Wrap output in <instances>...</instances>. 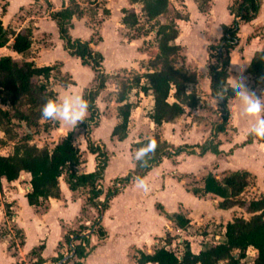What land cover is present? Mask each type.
Returning a JSON list of instances; mask_svg holds the SVG:
<instances>
[{
    "label": "crops",
    "instance_id": "obj_1",
    "mask_svg": "<svg viewBox=\"0 0 264 264\" xmlns=\"http://www.w3.org/2000/svg\"><path fill=\"white\" fill-rule=\"evenodd\" d=\"M70 1L71 0H5V2H7L5 7L6 12L0 14V18L9 29L8 25L12 17H14L21 8L25 9L28 6H32L34 3H38V5L43 8L44 15L40 16L39 21L34 23L35 27L32 29L31 56L28 60L34 61L39 66L56 65V69L52 72V76L50 77V82L52 88L57 93V98H62L65 94H71L72 91L77 89L79 90V94L83 96L88 89L95 87L97 84L96 71L91 65L83 64L80 57L69 53L65 48V41L60 37L58 25L50 15V13L67 6ZM78 1H80L85 8V12L81 17H73L70 34L73 38H82L84 40H90L92 38L94 28L92 27L91 19L93 18L101 20L100 26L98 27L100 29H105L106 26L114 20L116 21V29L118 27L121 29L123 27H128L122 23V9L133 8L138 4L132 3L131 0H96L100 5V7H96L94 4H90L89 0L86 2H84L85 0ZM2 2L4 1L0 0V3ZM210 3V13H214L213 18L218 24L215 29L214 38L220 39L223 34V25L230 24L234 19V15L231 14L228 8L232 0H211ZM195 4H197V2H195ZM85 5L88 7H85ZM91 7L94 8V16L92 11H88ZM105 7L109 9V14H104L103 8ZM17 23L18 21L15 22V24ZM11 26L16 33L22 30L21 27L16 28L15 25ZM49 26L50 29L48 28ZM262 26V31H264V0H262V6L258 16L252 21L241 24L239 32L240 42L232 50L229 78H235L237 81L240 79L244 81L245 78L254 79V77L248 73L247 69L254 53L257 50L264 49V34L256 33V29ZM80 28L84 29L87 35L80 34V32H78ZM53 38H57V43ZM38 40H41V42H38ZM177 40L178 38L176 41ZM45 41H48V43L46 42L45 44ZM58 44H60V48L62 49L64 60H76L90 67L91 78L89 80H78L77 77L72 75L65 68L64 60L54 56ZM100 45L101 43H95L93 40L92 47L94 49L100 51ZM4 50L8 52L2 53ZM157 53L158 46L156 47L153 59L156 57ZM4 55H12L14 58L20 56L10 45L0 47V57ZM208 59H210L209 52L204 59L205 62L201 65L190 67L187 63V68L196 70L198 73V82L189 85V90L197 91L200 102L196 108L188 107L186 112L173 122H165L161 125H157L149 116L154 106L153 95L151 93L145 94L142 90L134 88L129 93V101L134 103V107L130 114L128 136L123 140H119L116 136L112 135L114 127L121 121L118 108L126 102H120L118 100L124 82L114 79L113 74L117 75L119 73L118 69L128 67L122 64L113 71H108L103 61V69L109 74V78L106 82V86L100 91L96 99L98 119L95 124L90 125L89 133L92 141L101 144L108 155L104 178L98 182V186L103 189V193L95 199V202L99 204L96 205L89 201L90 194L88 188L81 187L78 190H72L66 181L65 175H63L60 178L61 193L59 197H50L49 199L42 200L39 205H30L26 193L31 189V174L24 171L20 178L14 181H8L3 177L0 185V198H2V201H0L1 213H3L4 207H8V211L12 213V221L23 235L22 244L19 245V249L16 253H8V251L3 249L5 253L7 252L10 264L16 263L20 259L26 261L30 260L33 263L39 258H43V264H57L66 256L69 258L62 264H75L78 260H81L84 264H100L98 261H93L92 258L101 250L100 246L110 238L115 244V247L121 248L125 256V263L106 260L104 262L105 264H140V252L153 253L157 248L165 247L180 253L184 244L188 243L192 251L198 253L206 245L219 243L225 239L226 225L236 217L234 214L238 206L229 209L221 208L219 207V202L222 200L221 196L214 193L196 194L193 191L194 187L191 189L189 188L187 185L189 177L184 175L192 173V171H184L179 168L178 165L181 161L195 156V153H189L187 151L172 157H164L162 161L153 166V168L143 176L148 183L147 191L141 189L139 192L132 195L129 193L127 198L119 201L118 196L125 193L127 189L130 188V185L136 183V179L132 177L130 181L126 183L124 189L120 190L109 199L106 208L102 209L100 216L101 204L106 200L107 193L113 187L114 180L124 177L136 168L137 158L134 159V156L132 157V154H136L134 143L144 138L152 137L158 133L162 139L167 140L173 145L192 144L188 143L191 142L190 138L194 139V136H196L195 133H200L197 129L202 126H205L204 133L206 137H208V139L213 137L212 129L214 124L219 120L220 106L219 103H216V100L219 98L212 94L211 76L209 73L210 62H208ZM57 69L60 70L62 74H68L70 76L68 79L75 81V83L64 84L60 80L53 81V74ZM142 69L144 71L139 70L136 73H143L148 70L147 68V70L145 68ZM257 87L262 90V98H264V86L258 83ZM135 97L137 98L136 100L134 99ZM231 99L238 101L236 98ZM170 100L172 101L173 97H171ZM185 115H188L187 118H184ZM47 121L51 122V120ZM25 130L32 134L31 139H29L31 144L50 148L55 146L61 137L66 135L69 131H72L73 137H79L82 142L78 147L82 152L84 161L76 167L77 171L80 173H87L96 169L98 161L97 154L91 152L88 148V136L87 132H85L86 127L84 125L71 126L62 121H54L53 124L48 123L47 127L43 126L39 128V130L32 129L25 125ZM227 131H229L228 127L226 131L218 132L217 135H215L214 141L220 142L218 146L220 150L219 153L207 151L201 155L211 160L205 165L207 168L201 184L196 187L204 186L205 177L210 172L213 173L217 179L222 180L226 174L236 170H248L254 177L258 186L264 185V165L247 166L239 164L233 166L232 170L228 173L227 170L220 169L221 160H224L226 156L232 158L240 147H250V145L254 143H260L264 146V142L258 140V138H254L252 142H246L244 146H235L237 142L233 143V139L231 140L229 137H225ZM102 133H105L106 136H103L104 134ZM184 136L187 138L183 139ZM6 147L9 148V146ZM120 147H124L128 150L130 157H132L135 163L122 172L115 174L113 178H111L110 184L105 185L107 167L114 153L120 151ZM132 147L134 150H132ZM0 153L4 154L2 151H0ZM183 156H186V158L183 159ZM165 162L171 164V168L167 172L161 170L159 176H154L153 174L156 169ZM217 164L218 169L215 168ZM217 170L220 171L217 173ZM178 179L180 182L177 181ZM181 183L183 187L182 193L187 199L185 200L182 197L180 198V196L174 195L172 202L171 200H166L165 196L168 191L171 190V185ZM263 188L264 186L262 189L253 187L252 190L264 192ZM247 189L248 187L246 190ZM246 190L243 194L246 193ZM209 197H215L212 201V208H210L208 204L203 203V200ZM189 200H193L194 204L198 205H190ZM53 214H56V216H53ZM178 214L186 218L188 223L181 224L178 218H176ZM6 215L7 214L4 215L3 213L0 221L7 218ZM210 219L222 224L220 232L213 233L210 229H206V224ZM96 222H99L101 227L106 231V236L104 238L100 237ZM53 224L56 228L55 235H52L49 229ZM32 230L36 232L33 241L30 240L29 236ZM77 234L87 237V240L83 243L86 245L89 253L81 259L74 256V254L72 255L74 251L73 248H70L72 243L75 247V245L80 242V240L75 238ZM66 235H69L72 239L66 241ZM0 243L3 246L7 244L6 241L3 242L2 240H0ZM176 248H178V250H176ZM255 253L256 251H254V255ZM60 256L64 257L58 260Z\"/></svg>",
    "mask_w": 264,
    "mask_h": 264
},
{
    "label": "trees",
    "instance_id": "obj_2",
    "mask_svg": "<svg viewBox=\"0 0 264 264\" xmlns=\"http://www.w3.org/2000/svg\"><path fill=\"white\" fill-rule=\"evenodd\" d=\"M211 0H196L200 12H208L211 9ZM132 3L142 5L143 15L148 20H155L167 13L171 6L170 0H131ZM90 4L100 7L96 0H89ZM262 6V0H232L228 8L234 19L230 24L223 25V34L217 43L209 45V55L211 62L209 73L211 76L212 94L219 98L220 118L213 126V137L202 144L175 146L161 138L156 133L152 137L144 138L134 143L135 150L146 145L150 139L156 143L154 152L146 153L137 159L136 168L124 176L129 182L135 174L144 176L149 170L158 164L164 157H172L184 151L196 153L195 146L202 148L201 154L207 151L219 153L220 142H215V135L218 132L227 130L230 119L229 101L232 96L231 85L229 83L230 64L232 60V50L240 42V27L244 22H249L258 16ZM85 8L78 0H71L67 6L50 13L58 25L60 37L65 41V48L70 54L80 57L83 64L91 65L96 71L97 84L88 89L83 97L89 103V116L84 125L87 129V143L91 152L97 154V167L94 171L80 173L76 167L84 159L80 148L74 143L73 132L66 135L53 146L39 147L31 144L32 134L26 132L24 141L17 143L12 154L4 155L0 153V185L1 179L5 177L8 181L20 178L22 172L31 174V189L26 193L30 205H39L42 200L50 197H59L61 193L60 178L65 175L66 181L72 190L81 187L88 188L89 201L98 205L95 199L102 193L103 189L98 187V182L104 178L107 166L108 155L100 145L90 138V121L98 117L96 99L100 91L106 86L109 74L103 69L104 56L92 47L93 39L84 40L73 38L70 34V27L74 16L81 17ZM104 14L110 11L103 8ZM122 23L132 27L138 24L139 15L134 8H123ZM183 18L179 13L170 20L160 23L156 30L158 53L150 61L151 67L143 73H135L122 85L118 100L126 101L119 106L118 113L121 121L114 127L112 135L119 140L128 136V125L131 110L134 103L129 101V93L138 88L145 94L151 93L154 99V106L150 112V118L157 124L173 122L181 117L188 107L196 108L200 102L197 91L189 90V85L198 82L196 70L189 69L178 64V56L181 52V45L176 39L180 34L177 19ZM32 29L27 28L19 32L10 31L0 18V47L10 45L11 48L25 57L24 61H19L12 55L0 57V101L10 107L0 106V127L11 124L14 119L23 121L30 127L31 120L29 114L16 105L25 104L28 109H36L44 104L48 98H57L56 91L52 88L50 77L56 69V65L39 66L34 61L28 60L32 48ZM250 73L255 80L264 86V49L257 50L248 66ZM64 84L75 83L73 80L64 79ZM173 97L171 101L170 98ZM47 127V125H46ZM5 132L8 129H4ZM254 138L264 142V138L248 135L246 142H252ZM252 174L248 170H236L226 174L222 180L209 173L205 177L203 187H194L196 194L214 193L222 197L219 207L229 209L234 206L242 208L249 217L243 215L236 216L226 225L225 239L222 242L208 244L200 252L192 251L188 243L184 244L183 250L178 253L165 247L157 248L153 253L140 252V264H247V250L254 248L256 253L252 259V264H264V196L259 198L246 199L243 193L250 184ZM120 190H110L106 200L100 208H106L109 199ZM181 224L188 223V220L181 215H177ZM97 230L101 238L106 236V231L96 222ZM66 241L72 238L66 235ZM79 243L73 248L74 256L84 258L89 250L83 243L87 240L85 235L77 234ZM64 256H60L58 260ZM43 258L31 264H43ZM24 264V263H16ZM75 264H84L81 260Z\"/></svg>",
    "mask_w": 264,
    "mask_h": 264
},
{
    "label": "rangeland",
    "instance_id": "obj_3",
    "mask_svg": "<svg viewBox=\"0 0 264 264\" xmlns=\"http://www.w3.org/2000/svg\"><path fill=\"white\" fill-rule=\"evenodd\" d=\"M4 2L1 4V10L0 14H4L6 12V5L7 2L3 0ZM88 0H85L86 2ZM171 6L167 13L161 15L155 20H148L142 12V5L138 3L135 7H133L138 15H139V22L137 25L132 27H123L122 29L118 27L116 29V21L114 20L112 23L108 24L105 29L98 28L100 26L101 20L98 18L91 19L92 27L94 28V31L92 33V38L95 43H101L100 45V52L104 56V64L108 71H113L118 66L124 64L128 68H122L118 69V74H113L114 79H118V81L121 82H127L128 79L133 77L136 72L144 71L142 68H150L151 63L150 61L153 59V56L155 55L156 47L158 46L157 42V35L156 30L160 23L167 22L170 20L173 16L181 15L183 18L177 19V23L179 25L180 34L177 40V43H179L182 47L180 55L178 56V64L181 66L188 65L196 66L201 65L203 62H205V57L207 56V53L209 52V45L211 43H217L219 39H215V29L218 26L216 23V20L213 18L214 13L204 12L201 13L198 9L197 4H195V0H170ZM87 5V4H86ZM85 7H88L86 6ZM88 11H92L94 16V8L91 7ZM43 8L38 5V3L32 4V6H28L27 8H21L14 17H12L9 26L10 31H14L11 25H15L16 28L21 27L22 30H25L27 28L34 29V23L39 21L40 16H43ZM19 17V19H18ZM18 21L17 24L15 22ZM27 21V22H25ZM50 29V26L48 27ZM263 26L259 29H256L257 34H264ZM80 34L87 35V32L84 29H79ZM103 35V36H102ZM256 35V34H254ZM59 38V37H58ZM55 42L57 43V38H53ZM38 42H41V40H38ZM48 43V41H45ZM211 42V43H210ZM8 52L7 50H4L2 53ZM146 53V54H145ZM31 56V53H30ZM54 56L58 57L59 59L64 60L62 49L60 48V44L56 47V53ZM19 61H24L25 57L22 55L15 57ZM127 61V62H126ZM208 62H211V58L208 59ZM210 64V63H209ZM64 66L65 68L75 77L78 78V80L86 81L91 78V71L90 67H87L86 65H83L76 60H64ZM146 69V70H147ZM191 69V68H190ZM55 80H64L68 79L70 76L68 74H62L60 70H56V72L53 74ZM243 76V75H240ZM119 77V78H118ZM244 83L246 84L247 88L255 92L257 96H261L262 102H264V98H262V93L257 85L258 82L255 80V78H245ZM71 94H79V90L72 91ZM137 99L136 97L134 98ZM205 104V103H203ZM0 106L4 108H9L10 106L7 104H3L0 101ZM20 109H23L29 114L31 124L30 128L39 130V128H42L43 126H46L48 123L53 124L54 121L51 120V122H48L47 120H43L40 118V107L36 109H28V106L25 104L18 103L16 105ZM229 107L231 109V117L228 122V128L229 131H227L225 137H229L233 143L237 142L235 146H244L246 143V140L249 135V129L251 125L255 122L257 117L255 116H247V115H241L242 112V105L239 103V101L231 99L229 101ZM219 109H221L219 107ZM190 114V113H189ZM260 116H264V111H262ZM188 115H185L184 118H187ZM220 118V116H219ZM42 121V122H40ZM25 125L23 121H20L18 119H14L11 124H7L4 127H0V151L4 153V155L12 154L14 151V147L17 143L24 141V138L26 137V130ZM8 129L7 132H5L4 129ZM205 126H202L201 128H198L197 131L200 132L199 134L195 133L196 136H194V139H191L192 144H202L205 143V141L208 139L206 137L205 133ZM87 132V129L86 131ZM103 136H106L105 133ZM185 137V138H184ZM183 139H186L187 137L184 136ZM217 140V139H216ZM74 142L77 146L82 144L81 139L79 137H74ZM188 144V145H192ZM184 145V144H178ZM6 146H9L6 147ZM177 146V145H175ZM249 146V145H248ZM101 148L103 146H100ZM105 150V148L103 147ZM120 151L117 153H114L113 158L109 162V165L107 167V173L105 176V185L110 184L111 178L119 172H122L126 168H129L132 164L135 163V161L132 160V157L134 156V159L136 158V154H132V157H130L128 150L124 147L119 148ZM132 150L134 148L132 147ZM240 150V151H239ZM236 154L232 156V158H229L226 156L224 160H221L220 163V169L227 170V173L232 170V167L235 165H264V146L260 143H254L250 145V147H240V149ZM195 156H192L185 159L186 156H183V161H181L178 165L179 168L183 169L184 171H192V173H188L184 176L189 177V181L187 182V185L189 188L196 187L197 185L201 184L202 178L204 176V173L206 172V168L208 162L211 160L210 158H207L205 156H201L202 148L200 146L195 147ZM106 152V151H105ZM160 166V165H159ZM218 167V164L215 166V168ZM263 167V166H262ZM171 168V164L165 162L163 163L159 168V170L156 169L154 172V176L158 175L161 170H165L166 172ZM218 169V168H217ZM220 170H217V173ZM226 173V172H225ZM180 176V175H176ZM116 179L114 180V182ZM180 182V180H177ZM111 190H115L116 186L114 185ZM264 185L256 184L254 177L251 176L250 184L248 186V189L246 190V193L243 194V197L246 199L249 198H259L260 196H264V192H259L256 190H252L253 187H257L258 189H262ZM142 188H139L136 183L130 185V188L127 189V191L120 196H118L119 201L124 200V198H127L129 193L132 195L134 193H137ZM264 189V188H263ZM183 187L181 184H173L171 185V190L168 191L167 195L165 196L166 200L171 202L173 201V197L180 196V198H185L184 194L182 193ZM215 197H209L207 199L203 200L204 204H208L210 208H212V201ZM0 201H2V198H0ZM104 203V202H102ZM189 204L192 206H196L198 204H194L193 200H189ZM8 207H4L3 213L4 215L7 214V218H4L2 221H0V240L3 242H7L5 246H3L0 243V264H10L9 258L7 256L8 253H16V251L19 249V245L22 244L23 241V235L22 233L16 228L14 222L12 221V213H10ZM12 211V210H10ZM1 210H0V218L2 217ZM235 216H245L249 217V214L246 213L242 208L237 207L235 210ZM53 216H56V214H53ZM56 218V217H54ZM209 222L206 224V229H210L213 233H218L221 231L222 224L212 221L211 219L208 220ZM51 230L52 235H55L56 228L54 224L52 227H49ZM30 240L33 241L36 232L33 230L31 231ZM99 248V247H98ZM97 248V249H98ZM100 251L96 254V256L93 259V261H98L100 264H105L104 262L106 260L109 261H115L117 263L122 262L125 263V256L122 252L121 248L115 247V244L112 242V239H108L105 243H103L102 246H100ZM39 250V248H38ZM178 250V248H176ZM183 250V249H182ZM254 248H249L247 250V258L244 259V261L247 264H252V259L254 257ZM16 263H24V264H31L32 262L26 261V260H18ZM13 263V264H16Z\"/></svg>",
    "mask_w": 264,
    "mask_h": 264
},
{
    "label": "clouds",
    "instance_id": "obj_4",
    "mask_svg": "<svg viewBox=\"0 0 264 264\" xmlns=\"http://www.w3.org/2000/svg\"><path fill=\"white\" fill-rule=\"evenodd\" d=\"M232 86V96L242 105L241 115L255 116L257 119L251 125L249 134L264 138V116L259 114L264 111V102L261 96L250 91L243 79L237 81L229 78ZM219 99L216 100L218 104ZM89 103L81 94H65L62 98H48L40 108V118L43 120L62 121L71 126L85 122L88 116ZM156 143L150 139L148 143L136 152V158L140 159L146 153L154 152ZM136 184L139 188L148 190V183L145 177L137 175Z\"/></svg>",
    "mask_w": 264,
    "mask_h": 264
},
{
    "label": "built area",
    "instance_id": "obj_5",
    "mask_svg": "<svg viewBox=\"0 0 264 264\" xmlns=\"http://www.w3.org/2000/svg\"><path fill=\"white\" fill-rule=\"evenodd\" d=\"M97 119L98 117H95V119L93 121H90L89 124L92 125V124H95L97 122ZM101 146V144H98ZM133 176L135 177V174L133 173ZM126 180L124 179V177L120 178V179H116V181L114 182V185L116 186V189L118 190H122L124 189V187L126 186ZM100 187V186H98ZM71 249L74 248V244L72 243L71 244Z\"/></svg>",
    "mask_w": 264,
    "mask_h": 264
},
{
    "label": "water",
    "instance_id": "obj_6",
    "mask_svg": "<svg viewBox=\"0 0 264 264\" xmlns=\"http://www.w3.org/2000/svg\"><path fill=\"white\" fill-rule=\"evenodd\" d=\"M74 253H72V255H73ZM69 257L68 256H66V257H64L61 261H59L57 264H62L63 262H65L67 259H68Z\"/></svg>",
    "mask_w": 264,
    "mask_h": 264
}]
</instances>
